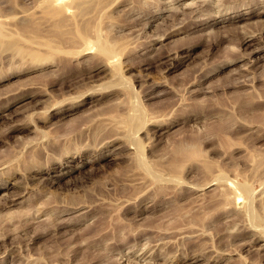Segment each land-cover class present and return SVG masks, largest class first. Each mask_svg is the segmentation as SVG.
Listing matches in <instances>:
<instances>
[{
    "label": "rangeland",
    "instance_id": "obj_1",
    "mask_svg": "<svg viewBox=\"0 0 264 264\" xmlns=\"http://www.w3.org/2000/svg\"><path fill=\"white\" fill-rule=\"evenodd\" d=\"M262 9L0 0V264H264Z\"/></svg>",
    "mask_w": 264,
    "mask_h": 264
},
{
    "label": "bare ground",
    "instance_id": "obj_2",
    "mask_svg": "<svg viewBox=\"0 0 264 264\" xmlns=\"http://www.w3.org/2000/svg\"><path fill=\"white\" fill-rule=\"evenodd\" d=\"M53 1H55L56 3H58V1L59 0H53ZM202 8V7H201ZM261 13H264V9H262L261 11H260ZM238 13H240V12H238ZM246 13H247V11H246ZM247 16H245L244 14H240V15H237V18L238 19H242V18H246ZM222 22V21H221ZM244 39V38H243ZM106 47V56H107V58L106 59H108L109 61L110 60H114V54H112V50H111V48L109 47V46H105ZM102 48V47H101ZM113 62V61H112ZM107 63H109V62H107ZM111 136V135H110ZM112 137V136H111ZM115 138V137H114ZM109 139V138H108ZM101 142V141H100ZM111 142V141H110ZM121 143V142H120ZM121 148V147H120ZM196 154V151L194 150V149H189V150H187V155H189V156H193V155H195ZM1 170V169H0ZM151 173L153 174L152 176H154V177H158L159 175H158V173L157 172H155V171H151ZM0 174H1V172H0ZM10 182V181H9ZM15 182V181H14ZM1 183H2V181H1ZM6 183V182H5ZM8 183V182H7ZM6 183V184H7ZM244 187V186H243ZM4 188V190H5V187H3ZM243 189H245V188H243ZM5 193H6V191H4ZM10 192V191H9ZM237 193V192H236ZM235 193V197H236V199L237 200H239V195H240V193H238V194H236ZM7 194V193H6ZM13 194V193H12ZM19 194V193H18ZM13 196V195H12ZM14 197V196H13ZM12 197V199H15L16 197H17V195H16V197H14L13 198ZM9 198V197H8ZM11 199V198H10ZM9 200V199H8ZM4 201H5V198H4ZM11 201V200H10ZM14 201V200H13ZM16 201V200H15ZM7 202V201H6ZM5 202V203H6ZM11 203V202H10Z\"/></svg>",
    "mask_w": 264,
    "mask_h": 264
}]
</instances>
